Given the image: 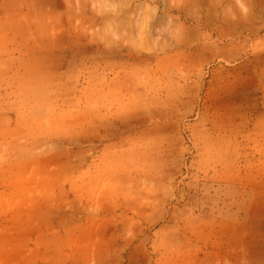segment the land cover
<instances>
[{
	"label": "rangeland",
	"instance_id": "obj_1",
	"mask_svg": "<svg viewBox=\"0 0 264 264\" xmlns=\"http://www.w3.org/2000/svg\"><path fill=\"white\" fill-rule=\"evenodd\" d=\"M80 1L0 0V264H264V0Z\"/></svg>",
	"mask_w": 264,
	"mask_h": 264
},
{
	"label": "bare ground",
	"instance_id": "obj_2",
	"mask_svg": "<svg viewBox=\"0 0 264 264\" xmlns=\"http://www.w3.org/2000/svg\"><path fill=\"white\" fill-rule=\"evenodd\" d=\"M118 1H119V0H118ZM121 1H122V0H121ZM126 1H127V0H126ZM151 1H152V0H151ZM81 2H84V1H83V0L80 1V4H81ZM131 2H132V1H131ZM131 2H130V0H129V3H131ZM78 3H79V2H78ZM93 3H94V2H93ZM127 3H128V2H127ZM207 3H209V2L207 1ZM84 4H85V3H83L82 5H84ZM125 4H126V3H125ZM142 4L144 5V3H142ZM77 5H78V4H77ZM127 5H128V4H127ZM207 5H208V4H207ZM147 6H148V5H147ZM147 6H145L146 9H147ZM82 7H83V6H82ZM168 7H169V6H168ZM77 8H78V7H77ZM85 8H86V7H85ZM141 8H142V7H141ZM148 8H149V6H148ZM164 8H165V6H164ZM170 9H171V7H170ZM142 10H144V8H143ZM147 10H149V9H147ZM165 10H166V8H165ZM85 11H87V10H85ZM85 11H83V14H84ZM124 11H125V10H123V13H124ZM149 11H150V10H149ZM139 12H144V11H141V10H140ZM145 12H146V11H145ZM147 12H148V11H147ZM154 12H155V11H154ZM132 13H133V12H132ZM151 13H152V12H151ZM151 13H150V14H151ZM85 14H87V13L85 12ZM85 14H84V15H85ZM117 14H120V13H117ZM130 14H131V13H130ZM139 14H140V13H139ZM142 14H146V13H142ZM128 15H129V13H128ZM147 16H148V15H147ZM143 17H144V16H143ZM145 23H146V22H145ZM139 24H140V23H139ZM146 24H147V23H146ZM142 25H144V24H142ZM146 26H147V29H149V28H148V25H146ZM140 27H141V24H140ZM145 29H146V28H145ZM147 29H146V30H147ZM142 30H144V27H143ZM147 31H148V30H147Z\"/></svg>",
	"mask_w": 264,
	"mask_h": 264
}]
</instances>
